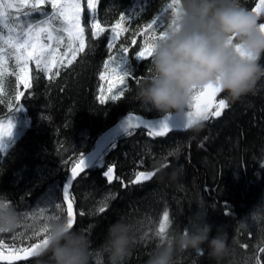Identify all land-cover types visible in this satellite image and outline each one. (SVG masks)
I'll return each instance as SVG.
<instances>
[{
  "label": "trees",
  "instance_id": "1",
  "mask_svg": "<svg viewBox=\"0 0 264 264\" xmlns=\"http://www.w3.org/2000/svg\"><path fill=\"white\" fill-rule=\"evenodd\" d=\"M137 2L146 10L125 22L129 31L118 38L116 47L109 52L111 26L121 12L127 15ZM168 2L101 0L97 19L106 27V33L90 40L86 28L85 52L78 54L71 65L60 68L59 76L49 80L40 73L37 80L35 65L31 64L32 88L17 86L15 77L5 78L4 90L0 92V121L11 118L13 129L18 121L19 130L14 129L17 136L6 139L8 148L0 149V195L6 196L24 217L25 223L16 231L21 234L17 246L24 237L32 236L33 229L28 225L33 224V219L29 214L43 209L44 214L49 215L52 204L63 201V188L75 160L80 153L85 157L93 150L96 139L104 131L131 112L151 119L164 117L140 103L138 84L131 78L111 93L127 89L121 99H106L101 104L99 97L101 88L105 96L111 95L100 73L104 71L103 62L109 55H116L121 44L129 48V62L140 82L151 74V58L147 61L135 58L144 41V36L137 33L157 15L163 24H169L172 15L166 7ZM256 2L238 0L240 6L249 10ZM45 8L51 11L49 5ZM33 17L38 19L40 14L34 13ZM259 21H264V16ZM132 39L137 43L132 44ZM260 63L264 64V59ZM128 67L124 64L121 70L126 71ZM19 91L25 96L15 101ZM221 98L226 99L225 94L222 93ZM226 101L229 108L220 117L206 121L198 135L173 130L164 137H150L148 131L141 128L134 129L132 136L117 133L105 144L98 161L79 176L70 189L75 197L77 216L74 228L90 241V264H109L104 247L107 229L120 218L126 220L135 238L125 264H146L159 242L152 234L159 227L163 211L170 213L172 230H183L197 210V201L207 209V220L214 226L212 235L215 226H222L228 234L230 254L221 264H254L259 247H264V78L257 82L254 92L235 102ZM17 106L20 108L15 111ZM178 147V159L171 156L167 160L169 171L173 166H183V176L178 183H160L153 178L142 186L129 184L135 171L151 170L153 161L166 157L170 150ZM108 165H114L116 176L120 177L111 184L103 175ZM104 203L108 207L104 213H99L97 209ZM66 208L63 203L64 211L56 210V214L66 217ZM80 212L84 213L83 217ZM42 222L41 218L36 220L37 225ZM16 233L0 236L11 243ZM144 233L148 238L141 241ZM42 238L43 235L32 237L25 243H37ZM242 245H248L247 249ZM202 251L203 255L192 250L178 253L176 264H217L209 257L206 245L202 246ZM260 255L264 260V254Z\"/></svg>",
  "mask_w": 264,
  "mask_h": 264
},
{
  "label": "clouds",
  "instance_id": "2",
  "mask_svg": "<svg viewBox=\"0 0 264 264\" xmlns=\"http://www.w3.org/2000/svg\"><path fill=\"white\" fill-rule=\"evenodd\" d=\"M259 18L238 0H180L175 26L153 41L151 74L138 84L137 99L147 110H156L166 118L171 112L183 113L185 130L198 135L205 127L203 119L189 116L195 92L212 84L231 102L254 92L264 78V31ZM178 159L179 153L170 150ZM164 158L152 163L160 183L176 184L183 166L169 167ZM183 230H172L159 240L146 264H176V256L188 250L208 255L217 264L230 254L228 234L222 226L207 220L203 203ZM25 223L23 215L6 196L0 195V233H14ZM46 244L33 253L35 264H90V241L82 232L70 228L67 217L58 215L44 225ZM135 238L125 219L109 225L104 247L109 264H125Z\"/></svg>",
  "mask_w": 264,
  "mask_h": 264
},
{
  "label": "snow or ice",
  "instance_id": "3",
  "mask_svg": "<svg viewBox=\"0 0 264 264\" xmlns=\"http://www.w3.org/2000/svg\"><path fill=\"white\" fill-rule=\"evenodd\" d=\"M101 0H0V92L4 90V81L6 77H15L17 86L22 85L25 89L33 87V69L31 64L35 65L36 78L39 79V74L43 73L52 80L55 76H59V69L66 65H71L76 60L78 54L84 53L86 49V28L89 32V39L100 38L106 33L107 29L97 19V8ZM45 5H49V12ZM180 0H169L166 4L167 9L171 10L172 19L167 25L163 24L160 16L153 17L137 34L144 36V41L140 49L135 53V58L138 61H147L152 57L153 41L163 37L168 29L175 26L176 17L178 14ZM139 9V11H137ZM145 7L137 2L127 15L121 12L119 19L116 20L110 28L111 36L108 38L107 48L109 52L116 47V41L123 34L129 31V27L125 26L126 21H132L140 13L144 12ZM258 18L264 16V0H259L258 3L251 9ZM13 12L15 14H13ZM39 13L40 18H34L33 14ZM259 27L264 31V22L259 23ZM132 44H136V39H132ZM63 48V51L61 50ZM129 48L121 44L116 55H109L108 59L103 62L104 71L100 73V79L107 81L108 93H113V89L121 85H125L126 81L131 78L137 84L140 80L137 78L131 63L129 62ZM10 61L14 66L10 65ZM128 64L126 71H122V65ZM57 69L56 72H53ZM104 89L101 88L99 97L100 103L106 102V99L119 100L125 95L127 89L122 88L118 93L108 96L104 95ZM221 93L220 89L212 84L206 85L203 89L195 92L190 105L189 116H195L197 119L210 121L218 118L223 114V111L229 108L226 99L217 96ZM25 93L19 91L15 94V101H20ZM11 107V106H10ZM20 106L15 108L18 111ZM127 127L124 128L126 136H132L134 129H147V135L150 137H164L171 132L166 119H161L157 122H151L142 117L135 116L129 113L125 118ZM188 125H184V129ZM13 123L9 118L6 122L0 121V140L12 134ZM151 151V149H149ZM179 152V147L176 149ZM173 153L169 151L164 157L168 160ZM143 166L144 161H140ZM170 166L169 163L165 165ZM87 165L83 154L80 153L78 159L75 160L71 168V176L63 188V201L61 203L52 204V212L45 215V210L41 209L37 213H30L33 219V224L28 225L32 228V236L24 237L21 240L20 246H17L16 241L21 236L20 233L13 234L11 243L4 237L0 236V261H6L7 264H14L16 261L25 262V264H35L31 258L33 253L42 244H46L44 237L45 228L38 227L44 225L48 220L58 216L56 210L64 211L63 203L67 204L66 217L69 227H75L77 216L74 213L73 205L75 197L70 192L74 186L73 181L81 174L86 173ZM107 182L111 184L113 180H120L119 176L115 175V166L108 165L103 173ZM156 173L153 170H137L133 173L134 178L129 184L134 186H142L145 182H150L155 177ZM122 182V181H121ZM123 183V182H122ZM126 188L129 185H124ZM115 198V195H112ZM108 207L107 203L100 206L97 211L104 213ZM228 214L227 212L225 213ZM81 217L84 216L80 212ZM43 220L39 225L36 220ZM170 222L168 210L163 211L162 220L159 223L158 229L152 234L158 240H163L167 236ZM241 228L244 225H240ZM2 234V233H0ZM43 235V238L32 244H26L25 240H31L32 237ZM148 238V234L144 233L140 239L144 241ZM247 249L248 245H242ZM259 254L254 257V264H264L260 254H264V247H259ZM203 255V251L200 252ZM251 259V258H250Z\"/></svg>",
  "mask_w": 264,
  "mask_h": 264
},
{
  "label": "water",
  "instance_id": "4",
  "mask_svg": "<svg viewBox=\"0 0 264 264\" xmlns=\"http://www.w3.org/2000/svg\"><path fill=\"white\" fill-rule=\"evenodd\" d=\"M258 2H259V0H257L256 3H258ZM259 22H261V21H259ZM221 94L222 93H220L217 96V99L221 97ZM128 114H126L125 116H123L117 123H115L114 125H112L111 127H109L106 131H104L96 139V142H95V145H94V150L91 151L89 154H87L84 157L85 163L87 165L85 171H88L96 163V161L100 157V154H101V152H102L105 144L109 141V139H111L117 133L124 131V128L127 127V122H126V119L125 118L127 117ZM133 114L135 116L142 117V116H140V115H138L136 113H133ZM142 118L145 119V120H147V121H151V122H157V121H159L161 119H166V122H167L169 128L171 129V131H173V130H185L184 129V125H185L186 121H185V116H184L183 113L174 112L173 114L167 116L166 118L165 117H162V118H159V119H151V118H145V117H142ZM145 130H147V129H145ZM115 175H116V173H115ZM70 176H71V170L69 172V176H68V178L66 180V183H67V181H68V179H69ZM75 181H73V183ZM114 181H115V179L113 180V182ZM66 206H67V204H66ZM73 210H74V205H73ZM74 213H75V211H74ZM0 262L7 263L6 261H0ZM16 262H18V261H16ZM16 262H14V263H16Z\"/></svg>",
  "mask_w": 264,
  "mask_h": 264
},
{
  "label": "rangeland",
  "instance_id": "5",
  "mask_svg": "<svg viewBox=\"0 0 264 264\" xmlns=\"http://www.w3.org/2000/svg\"><path fill=\"white\" fill-rule=\"evenodd\" d=\"M13 14H15L14 12H13ZM10 65H12V66H14V64H13V62L12 61H10ZM24 116L22 115V117H21V119L23 118ZM14 129H18L19 130V123H18V121H16L15 123H14ZM14 129L12 128V134L10 135V136H8V137H4L2 140H0V149H2V151H5L8 147V145H7V142H6V139L8 138H10V137H12V136H17L18 135V133L16 134V135H14L15 134V132H14ZM14 233H16V232H14Z\"/></svg>",
  "mask_w": 264,
  "mask_h": 264
},
{
  "label": "bare ground",
  "instance_id": "6",
  "mask_svg": "<svg viewBox=\"0 0 264 264\" xmlns=\"http://www.w3.org/2000/svg\"><path fill=\"white\" fill-rule=\"evenodd\" d=\"M259 19H260V18H259ZM136 114H137V113H136ZM138 115H140V114H138ZM140 116L145 117V116H143V115H140ZM145 118H147V117H145ZM93 150H94V148H93ZM93 150H91V151H93ZM91 151H90V152H91ZM90 152H89V153H90ZM89 153H87V154H89ZM87 154H86V155H87ZM68 176H69V175H68ZM162 206H163V205H162ZM168 207H169V206H168ZM165 210H166V209H165ZM156 219H157V218H156ZM157 225H158V224H157ZM158 226H159V225H158ZM9 238H10V237H9ZM19 238H20V237H19ZM17 242H18V241H17ZM18 262H19V261H18ZM108 262H109V261H108ZM2 263H4V262H2ZM16 263H17V262H16Z\"/></svg>",
  "mask_w": 264,
  "mask_h": 264
}]
</instances>
